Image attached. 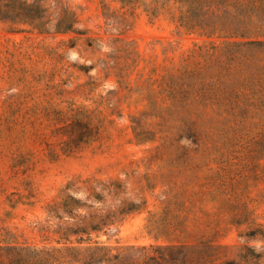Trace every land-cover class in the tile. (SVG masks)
I'll use <instances>...</instances> for the list:
<instances>
[{"label":"rangeland","instance_id":"1","mask_svg":"<svg viewBox=\"0 0 264 264\" xmlns=\"http://www.w3.org/2000/svg\"><path fill=\"white\" fill-rule=\"evenodd\" d=\"M25 1L42 30L0 21V264L203 242L264 264L263 19L217 105L198 94L221 74L200 47L224 40L181 26L175 0Z\"/></svg>","mask_w":264,"mask_h":264},{"label":"trees","instance_id":"2","mask_svg":"<svg viewBox=\"0 0 264 264\" xmlns=\"http://www.w3.org/2000/svg\"><path fill=\"white\" fill-rule=\"evenodd\" d=\"M179 4L181 26L189 31L200 32L207 38H221L224 41L218 46L214 41L202 52L209 56L212 62L220 68L221 74L216 75L215 83H203L198 94L205 100H213L217 105H226L235 94L236 86L241 81L237 74L246 71L252 63L239 61L238 56H246L257 49V40L253 39L255 22L264 21V0H175ZM43 14L39 6L25 0H0V21L12 23H29L38 30L45 26L44 22L36 24ZM218 56H222L220 59ZM237 64V65H234ZM208 68V67H207ZM234 73L235 76L230 75ZM231 77V78H230ZM229 88H233L229 91ZM212 101V102H213ZM92 230H99L98 225L85 226L73 230V233L90 234ZM259 231V230H258ZM262 233V232H261ZM82 240V238H81ZM133 248V247H131ZM129 250V248L127 249ZM243 258L246 264H257L253 259L263 253H255L247 247ZM25 251V254L22 252ZM216 247L211 242L200 244H172L157 246L150 249L142 247L126 255L112 253V249L104 245H95L85 249L67 247L55 248L51 251H30L29 249H8L12 264H35L42 262H82L84 264H240L235 260L217 262ZM46 255L45 256H43ZM13 258V259H12Z\"/></svg>","mask_w":264,"mask_h":264}]
</instances>
